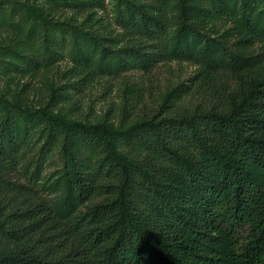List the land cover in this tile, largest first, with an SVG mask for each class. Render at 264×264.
<instances>
[{"label":"trees","instance_id":"16d2710c","mask_svg":"<svg viewBox=\"0 0 264 264\" xmlns=\"http://www.w3.org/2000/svg\"><path fill=\"white\" fill-rule=\"evenodd\" d=\"M190 2L198 7L182 27L169 0L149 13L128 5L115 18L121 34L103 41L105 54L98 57L100 45L87 47L88 60L77 66L83 86L151 74L161 64L172 73L173 63L197 67L168 92L150 128L123 136L130 164L85 127L66 130L59 119L29 118L6 104L11 139L0 137V217L18 206L19 229L0 236V264H264V79L240 99L228 81L232 72H264V0ZM69 7L83 17L98 5ZM195 31L210 40L196 41ZM10 32L14 52L3 55L16 71L31 81L50 74L54 57L41 24L31 25L18 6L0 13V35ZM131 93L144 101L145 85ZM200 96L206 103H197ZM186 97L190 107L182 109ZM68 99L61 93L54 108ZM61 147L65 166L50 175ZM30 149L38 150L32 159ZM188 165L184 185L155 190L143 181L157 168ZM143 206L153 207L142 215Z\"/></svg>","mask_w":264,"mask_h":264},{"label":"rangeland","instance_id":"374dc122","mask_svg":"<svg viewBox=\"0 0 264 264\" xmlns=\"http://www.w3.org/2000/svg\"><path fill=\"white\" fill-rule=\"evenodd\" d=\"M54 1L0 0V13L10 14L19 6L24 9L31 25L41 24L45 46L54 57L50 74L35 81L23 78L16 71L17 64L3 55L4 51L14 52L16 33L0 35V137L11 139L10 132H6L4 125L6 104H18L28 112L29 118L39 116L49 121L59 119L66 130L85 127L86 131L103 137L116 155L123 162L130 164L132 157L121 144L123 136L139 132L141 128H150L151 118L160 113L168 92L188 83L189 77L196 74L197 67L190 63L182 66L173 63L172 73L169 71L170 66L161 64L151 74L132 71L120 77L90 79L83 86L84 75L79 73L77 66L80 62L88 60L85 49L100 45L101 53H98V57H102L105 54L103 52L108 50L103 41L116 39L121 34V30L115 26V18L128 5L133 4L139 10L149 13L161 0H91L95 1L98 7L83 17L77 16L69 7V3L82 0H62L65 6L60 9L53 6ZM169 1L177 7L173 17L178 27L188 25L189 13L195 11L198 6L190 0ZM14 21L20 22V17L16 16ZM78 34L81 35V40ZM194 38L203 42L210 40L204 32L199 31L194 32ZM229 76L231 92L240 99L264 79V72L240 71L232 72ZM138 84L145 85L146 89V98L142 102L132 100L131 89ZM61 93L69 97L68 102L54 108V99ZM189 101L190 98L186 97L181 102L182 109L190 107ZM197 103H206V97L200 96ZM140 125L142 127L138 128ZM45 141L46 138L43 143ZM37 151L30 149L29 158L32 159ZM63 153L64 149L61 147L58 157L48 163V174H56L64 168V158L60 157ZM190 166H163L147 174L143 181L152 185L155 190H160L164 184L184 185ZM98 203L100 201L92 208ZM151 207L153 206H143L142 215L147 214ZM157 207V204H154L153 210ZM18 210V206L10 207L6 214L0 217V236L19 229V222L14 215Z\"/></svg>","mask_w":264,"mask_h":264}]
</instances>
